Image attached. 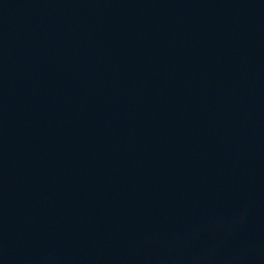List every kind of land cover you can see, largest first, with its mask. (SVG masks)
Segmentation results:
<instances>
[{"label":"water","instance_id":"water-1","mask_svg":"<svg viewBox=\"0 0 264 264\" xmlns=\"http://www.w3.org/2000/svg\"><path fill=\"white\" fill-rule=\"evenodd\" d=\"M0 264H264V0H0Z\"/></svg>","mask_w":264,"mask_h":264}]
</instances>
